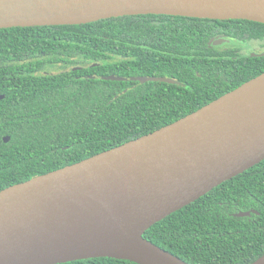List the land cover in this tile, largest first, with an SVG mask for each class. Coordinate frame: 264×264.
Returning a JSON list of instances; mask_svg holds the SVG:
<instances>
[{
	"label": "trees",
	"instance_id": "obj_1",
	"mask_svg": "<svg viewBox=\"0 0 264 264\" xmlns=\"http://www.w3.org/2000/svg\"><path fill=\"white\" fill-rule=\"evenodd\" d=\"M220 37L261 41L264 23L147 14L0 29V191L171 124L264 72V56L215 46ZM140 76L177 82L130 79ZM144 237L191 264L252 263L264 254V160Z\"/></svg>",
	"mask_w": 264,
	"mask_h": 264
},
{
	"label": "water",
	"instance_id": "obj_2",
	"mask_svg": "<svg viewBox=\"0 0 264 264\" xmlns=\"http://www.w3.org/2000/svg\"><path fill=\"white\" fill-rule=\"evenodd\" d=\"M147 14L264 23V0H0V29ZM227 41L220 37L213 44ZM263 160L264 72L151 133L1 190L0 264L99 257L191 264L144 233ZM250 264H264V254Z\"/></svg>",
	"mask_w": 264,
	"mask_h": 264
},
{
	"label": "flooded vegetation",
	"instance_id": "obj_3",
	"mask_svg": "<svg viewBox=\"0 0 264 264\" xmlns=\"http://www.w3.org/2000/svg\"><path fill=\"white\" fill-rule=\"evenodd\" d=\"M229 41H227L225 44H231L230 46L228 47H223V46H219L220 48L222 49H226V48H233L235 49V52L239 53V54H242V55H246V54H249V55H252V56H258L256 54H260L259 56H264L262 55L264 53V49L262 50H259L257 51L253 46H252V41H248V42H239L237 40H233V39H230L228 38ZM255 41V40H254Z\"/></svg>",
	"mask_w": 264,
	"mask_h": 264
},
{
	"label": "rangeland",
	"instance_id": "obj_4",
	"mask_svg": "<svg viewBox=\"0 0 264 264\" xmlns=\"http://www.w3.org/2000/svg\"><path fill=\"white\" fill-rule=\"evenodd\" d=\"M252 46L257 50V49H259V50H262V49H264V40H261V41H259V40H255V41H252ZM231 44H221V45H219V46H223V47H228V46H230ZM222 47V48H223ZM259 50H257V51H259Z\"/></svg>",
	"mask_w": 264,
	"mask_h": 264
}]
</instances>
